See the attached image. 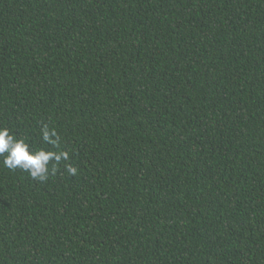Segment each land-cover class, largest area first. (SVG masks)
<instances>
[{"label":"trees","instance_id":"1","mask_svg":"<svg viewBox=\"0 0 264 264\" xmlns=\"http://www.w3.org/2000/svg\"><path fill=\"white\" fill-rule=\"evenodd\" d=\"M77 167L3 166L0 264H264V0H0V126Z\"/></svg>","mask_w":264,"mask_h":264},{"label":"clouds","instance_id":"2","mask_svg":"<svg viewBox=\"0 0 264 264\" xmlns=\"http://www.w3.org/2000/svg\"><path fill=\"white\" fill-rule=\"evenodd\" d=\"M41 139L51 147L33 148L22 137H17L8 127L0 126V156L3 166L27 172L33 180L45 182L61 167L68 175H76L77 167L70 163V152L61 148V137L47 124L41 126Z\"/></svg>","mask_w":264,"mask_h":264}]
</instances>
